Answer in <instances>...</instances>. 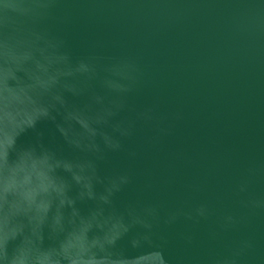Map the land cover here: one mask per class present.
Listing matches in <instances>:
<instances>
[{
  "label": "water",
  "instance_id": "water-1",
  "mask_svg": "<svg viewBox=\"0 0 264 264\" xmlns=\"http://www.w3.org/2000/svg\"><path fill=\"white\" fill-rule=\"evenodd\" d=\"M0 264H264V0H0Z\"/></svg>",
  "mask_w": 264,
  "mask_h": 264
}]
</instances>
